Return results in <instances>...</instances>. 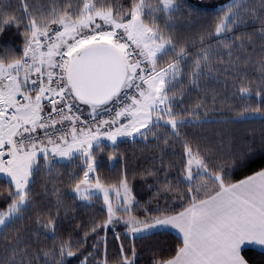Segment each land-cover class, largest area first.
Returning <instances> with one entry per match:
<instances>
[{
	"label": "snow or ice",
	"instance_id": "6c2138e0",
	"mask_svg": "<svg viewBox=\"0 0 264 264\" xmlns=\"http://www.w3.org/2000/svg\"><path fill=\"white\" fill-rule=\"evenodd\" d=\"M11 29L0 264H264V0H0Z\"/></svg>",
	"mask_w": 264,
	"mask_h": 264
},
{
	"label": "trees",
	"instance_id": "16d2710c",
	"mask_svg": "<svg viewBox=\"0 0 264 264\" xmlns=\"http://www.w3.org/2000/svg\"><path fill=\"white\" fill-rule=\"evenodd\" d=\"M12 2H13V4H15V0H12ZM190 2L194 6H196L197 8H200L201 10L208 12V13H211V14H214L216 9L221 7L223 4V2H221L219 5L200 6V5H198V3H201V2H197V3L192 2V1H190ZM20 42H21L20 38L15 33L14 29L8 30L7 32H5L3 34H0V47H4V46L18 47ZM145 163H146V161L144 159L133 157L131 155V149H129V165H130V168L136 167V166H143ZM118 167H119V165H117V168ZM115 171H116V169H112L109 174H114ZM136 189L138 192H141V195L143 196V192L141 191V184L139 181L136 182ZM143 198L146 199L147 197L144 196ZM89 214H96L98 217L102 215L99 206H97L95 209H89L87 211H85L84 209H81L79 214H78V217L82 221L86 222ZM117 230L118 231L122 230V227L118 226ZM101 235H103V233H101ZM175 238H176V234L173 232H170L168 234V243H172L175 240ZM108 240H109V255L112 256L115 254L116 249L113 246L111 230H109V233H108ZM248 252H249V255H251L255 261H257V262L260 261L261 254L259 253V251L257 249L250 248L248 250ZM150 259H151V253L147 248H145L141 254L140 264H149ZM72 264H79V258H74L72 260Z\"/></svg>",
	"mask_w": 264,
	"mask_h": 264
},
{
	"label": "flooded vegetation",
	"instance_id": "af4514ba",
	"mask_svg": "<svg viewBox=\"0 0 264 264\" xmlns=\"http://www.w3.org/2000/svg\"><path fill=\"white\" fill-rule=\"evenodd\" d=\"M193 2H201L205 6L219 5L223 0H191Z\"/></svg>",
	"mask_w": 264,
	"mask_h": 264
},
{
	"label": "rangeland",
	"instance_id": "374dc122",
	"mask_svg": "<svg viewBox=\"0 0 264 264\" xmlns=\"http://www.w3.org/2000/svg\"><path fill=\"white\" fill-rule=\"evenodd\" d=\"M191 1V0H190ZM193 2V1H192ZM223 3H226L227 2V0H223L222 1ZM197 3V2H196ZM198 5H200V6H204V4L203 3H198Z\"/></svg>",
	"mask_w": 264,
	"mask_h": 264
},
{
	"label": "crops",
	"instance_id": "0c3cea01",
	"mask_svg": "<svg viewBox=\"0 0 264 264\" xmlns=\"http://www.w3.org/2000/svg\"><path fill=\"white\" fill-rule=\"evenodd\" d=\"M172 232L176 234L175 230H173ZM252 248H255V247H252ZM255 249H256V248H255ZM257 250H258V249H257Z\"/></svg>",
	"mask_w": 264,
	"mask_h": 264
}]
</instances>
